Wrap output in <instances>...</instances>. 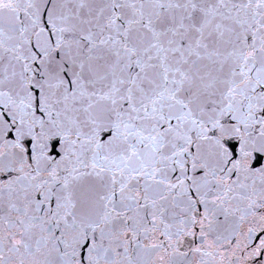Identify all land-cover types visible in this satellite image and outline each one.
<instances>
[{"label":"snow or ice","instance_id":"snow-or-ice-1","mask_svg":"<svg viewBox=\"0 0 264 264\" xmlns=\"http://www.w3.org/2000/svg\"><path fill=\"white\" fill-rule=\"evenodd\" d=\"M0 264H264V0H0Z\"/></svg>","mask_w":264,"mask_h":264}]
</instances>
